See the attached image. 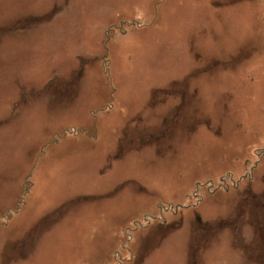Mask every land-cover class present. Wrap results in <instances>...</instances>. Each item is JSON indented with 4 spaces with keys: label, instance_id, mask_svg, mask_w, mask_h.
<instances>
[{
    "label": "rangeland",
    "instance_id": "374dc122",
    "mask_svg": "<svg viewBox=\"0 0 264 264\" xmlns=\"http://www.w3.org/2000/svg\"><path fill=\"white\" fill-rule=\"evenodd\" d=\"M0 264H264V0H0Z\"/></svg>",
    "mask_w": 264,
    "mask_h": 264
},
{
    "label": "flooded vegetation",
    "instance_id": "af4514ba",
    "mask_svg": "<svg viewBox=\"0 0 264 264\" xmlns=\"http://www.w3.org/2000/svg\"><path fill=\"white\" fill-rule=\"evenodd\" d=\"M195 91H196V90H195ZM195 93H196V92H195ZM256 162H259V160H257ZM257 165H258V163H256L255 165H253V166L250 167L249 171L246 172V174H248V175H242L239 179L236 180V182H235V184H234L235 188H237V187L239 186V184H240L243 180H245V179H247V178H251V177H250V174H254V170H255V167H256ZM228 178H230V175H228ZM225 179H226V178H222L221 181L225 182ZM231 180L233 181L234 179L232 178ZM204 185H205V183H204V184L198 183V187H200V186H204ZM210 185H211V184H209V186H210ZM210 191L212 192V189H210Z\"/></svg>",
    "mask_w": 264,
    "mask_h": 264
}]
</instances>
